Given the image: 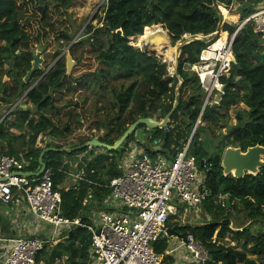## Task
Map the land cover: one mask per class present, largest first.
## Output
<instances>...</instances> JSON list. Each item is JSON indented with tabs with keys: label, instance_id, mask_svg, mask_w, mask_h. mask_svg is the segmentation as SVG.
<instances>
[{
	"label": "trees",
	"instance_id": "obj_1",
	"mask_svg": "<svg viewBox=\"0 0 264 264\" xmlns=\"http://www.w3.org/2000/svg\"><path fill=\"white\" fill-rule=\"evenodd\" d=\"M261 1L106 0L98 25L89 23L69 48L76 61L71 74L65 73L66 79L57 78L61 72L58 69L65 66V54L51 70L47 73L43 68L36 71L27 83L25 78L33 68L40 44L49 50L56 42L69 46L76 37V21L69 11L74 0H0V154L19 156L21 149L32 146L23 155L33 157L31 170L37 171L41 165L40 156L45 152V164L56 169L54 184L62 197L64 215L71 219L82 217L84 223H89L85 199L89 192L99 200L110 194L111 190L105 186L111 178L122 174L119 159L136 139L138 130H143L142 145L152 157L171 158L191 139L190 153L206 171L211 196L205 211L212 219L196 226L175 224L177 231L186 237L193 235L204 244L210 256L204 264H264V234L253 232L258 223L264 226V168L256 175L237 178L225 175L222 165L223 152L230 146L243 151L256 145L264 146V39L252 24L238 30ZM219 7L229 8L232 14L239 15V20L225 22L221 29L230 35L236 33L235 62L229 75L223 77L227 89L221 104L204 120L218 125L222 109L239 104L245 107L237 109L236 123L228 126L226 134L219 136L212 129L198 126L192 136L206 94L197 74L186 66L199 61L208 43L198 40L185 46L178 63V75H171L166 62L132 45L130 38L144 34L146 27L159 24L169 30L173 45L186 34L213 36L222 20ZM63 52L60 49L56 58ZM4 76L9 80L4 81ZM41 76L43 78L38 81ZM47 79L51 90L45 84ZM69 83L75 84L77 93L64 102ZM95 88L101 93L110 92L111 108L116 111L107 121L105 134L98 137L110 145L140 118L165 120L173 110L178 91L179 103L166 127L149 128L141 124L116 150L92 147L98 152L86 155L84 174L99 186L80 181L76 187L61 188L68 180L65 171L72 169L68 158L90 148L72 152L57 151L55 149L61 148L49 146L37 148V139L45 134L62 139L75 134L83 126L86 107L83 96ZM23 96L36 111L18 105L8 113ZM14 130L23 132L16 135ZM200 131L206 134L204 139ZM167 132L169 135L165 139ZM17 141L21 147L16 146ZM155 145L157 150L153 148ZM202 161H205L204 167ZM82 170L80 164L78 171ZM221 196L226 198L218 201ZM242 215L249 223L235 230L232 222L241 220ZM228 235L245 240L241 247L229 245ZM91 239L86 228L76 227L69 237L42 251L38 260L44 264H94ZM169 247L168 238L154 243L156 253L164 256L166 263L170 259ZM249 254L256 257L250 258Z\"/></svg>",
	"mask_w": 264,
	"mask_h": 264
},
{
	"label": "built area",
	"instance_id": "obj_2",
	"mask_svg": "<svg viewBox=\"0 0 264 264\" xmlns=\"http://www.w3.org/2000/svg\"><path fill=\"white\" fill-rule=\"evenodd\" d=\"M220 11L224 13V23L228 22L224 15L229 16L231 10L220 7ZM246 24H252L255 32L264 39V0L241 22L238 30ZM228 35L220 50L207 46L197 63L186 66L197 74L206 94L195 127L203 124L207 107L226 88L223 77L229 75L234 62L236 33ZM190 142L191 139L171 158L164 155L152 157L142 145V135L136 134V139L130 142L119 160L122 174L111 178L105 186L111 190L107 198L96 200L89 192L84 201L87 204L88 199L96 200L95 204L109 205L113 210L101 212L100 217L94 215L89 223H84L82 217L71 219L64 215L62 197L54 184V167L46 165L37 175L40 169L31 170L33 157L0 154V204L12 217L15 233L0 237V264H44L38 260L39 254L69 237L76 227L86 228L91 233L90 250L94 264H204L210 259L208 250L193 235L182 239L173 250L185 248L190 253L186 262L168 259L166 263L164 256L157 254L154 248L155 242L170 237L167 226L172 217L177 218L180 226L203 225L211 220L208 214L207 220L203 217L205 204L211 196L206 171L190 153ZM82 154L78 156L77 165L68 160L77 172L65 171L67 182L72 181L67 188L76 187L80 181L99 186L86 178V155ZM80 164L83 170L79 172ZM25 216L32 217L30 221H24ZM39 223L40 232H37L35 224Z\"/></svg>",
	"mask_w": 264,
	"mask_h": 264
},
{
	"label": "rangeland",
	"instance_id": "obj_3",
	"mask_svg": "<svg viewBox=\"0 0 264 264\" xmlns=\"http://www.w3.org/2000/svg\"><path fill=\"white\" fill-rule=\"evenodd\" d=\"M106 0H74L73 5L69 8V11L73 14V18L76 21V25H77V35L78 34H82V32L85 30V28L87 27V25L89 23H93L94 25H98L100 18L104 15V6H105ZM33 9L36 8V6H32ZM226 12V10H224ZM224 14V13H223ZM225 20L226 21H233V20H239V15L238 14H232L230 12V15H224ZM229 17V18H228ZM163 28L165 29V27L163 26ZM167 30V29H165ZM225 32V31H222ZM219 34H214L211 37H207L205 38V40L208 41V46H212L215 41L217 40V38L219 37ZM228 33V32H227ZM76 35V36H77ZM170 36V33H169ZM229 37V35H228ZM191 38V35H184L183 38L181 40H179L176 45H173V41L171 39L170 36V42L169 46L173 47L176 50V61L173 64H171L170 62L166 61V59L164 58L163 54H160L161 52H163L165 49H163L160 52H155L151 54L155 55L156 57H158L160 60H162L163 62H166L168 64V69L171 75L174 74V70L172 69V67L174 68L177 60H180L181 54H182V50L179 52H177V45L180 44L181 42H184L185 40ZM138 41V37L137 36H133L132 38H130V43L132 45L135 46V44ZM68 46H65L63 44H59L58 42H56L54 44V46L49 49V50H45L42 52L41 57H42V62H41V67L43 68V70L46 69V73L47 71L51 70L54 65L55 62L57 61L58 58H56L57 53L59 52L60 49H62L63 51H65L67 49ZM143 51H147L145 49V46L143 48H141ZM71 54L70 51L66 52V62H65V66L62 68H59L58 71L60 72V75H58L57 78L60 77H64L65 78V73H68V63H67V55ZM179 56V57H178ZM8 64L5 66V68H8ZM172 66V67H171ZM45 73V74H46ZM43 74V76L45 75ZM43 76L38 78V81H40ZM9 78L7 76H4V81H8ZM49 79H47V81L45 82L46 85H48V89H50V85H49ZM37 81V82H38ZM36 82V83H37ZM66 94L64 96V102L66 100H68L70 97H73L76 95L77 90L75 89L76 86L73 83H69L66 85ZM25 96H23L17 103L18 105H21V107H23L24 109L26 108H31L34 112L35 107H33V105L31 103H28L25 101L24 99ZM84 99H86V107L84 108V120L82 121V127L77 130L75 132V134H73L72 136L66 138V139H62V138H55L49 134H45V135H40L39 138L37 139V144L35 147L37 148H45L46 146L49 147H53V148H61V149H67V150H71L69 152L84 148V147H89L90 149L88 150V155L92 154L93 152H98V149L92 148L90 146H88V142L91 141L89 139L93 138H98L99 136H102L103 134H105L106 132V124L107 121L111 118H113V116L116 114V111L114 109L111 108V104H112V97L109 91H105L103 93H101L100 91H98L97 88H95L93 91H88L84 94ZM15 105V104H14ZM17 105V106H18ZM16 106V107H17ZM245 107L244 104H239L237 107H233L231 109H222L220 116H221V120L219 122L218 125H213L211 124V122L209 120H204L203 124L200 125V127L202 128H207V129H212L213 131L216 132V135H223L226 134L227 132V128L228 126L235 124L236 123V116L235 113L237 111V109ZM16 135L22 134L23 131H19V130H14ZM143 130H138L136 132V134H140L142 133ZM201 137L204 139L206 134H203L202 131L199 132ZM89 140V141H88ZM20 142L17 141L16 146L17 147H21L20 146ZM151 145L148 144V147H150ZM32 148V146L26 147L24 149H21L22 154H25V152L30 151ZM129 148V145L127 147V149ZM126 149V150H127ZM86 154H82V153H77L74 157L68 158L69 160H72L73 165H74V161L77 162L78 156L82 155H87ZM121 160V159H119ZM120 162V161H119ZM76 167H73V171L77 172ZM72 181H68L66 182L63 186H69V184H71ZM62 185L60 186L61 188L63 187ZM3 209V205L0 204ZM6 210V207H4V211ZM97 214H95V217H100L101 212L98 209L97 210ZM237 216V214L235 215ZM4 221H0V225H4V233H6L7 228L10 229V231L12 232V228L13 227V223H12V217L8 216L5 212H4ZM26 218L24 219V221H30V217L29 216H25ZM204 219L207 220V214H205ZM175 219L177 218H171V222L170 223H174ZM234 226L237 227V222L238 220L234 219ZM248 223V222H247ZM246 223V224H247ZM41 223L39 224H35V230H37V232H40L39 228H40ZM6 226V227H5ZM2 231V232H3ZM23 234H25V228L22 229ZM253 232L256 235H260V234H264V226L260 223H258L257 225L254 226L253 228ZM245 239H240L236 236H231L228 235L226 242L229 245H236L238 247H241L242 243L244 242ZM253 244V243H251ZM180 256V262H186V260L189 259L190 253L185 249V248H180L178 250V257ZM248 256H250V258H255L256 255L253 254H249ZM188 262V261H187ZM239 264H245L243 262H240Z\"/></svg>",
	"mask_w": 264,
	"mask_h": 264
},
{
	"label": "water",
	"instance_id": "obj_4",
	"mask_svg": "<svg viewBox=\"0 0 264 264\" xmlns=\"http://www.w3.org/2000/svg\"><path fill=\"white\" fill-rule=\"evenodd\" d=\"M215 5L217 6V2L215 1ZM220 10V7H219ZM221 12V11H220ZM222 16V20L220 22L219 25V29L216 32V34H219L224 20H223V14L221 13ZM162 27L164 25L159 24ZM167 37H158V36H151L149 39L146 40V45H145V49L149 54L155 53L157 48L159 47H165L167 46L170 42V36H169V30H167ZM80 34H78L74 40L72 41V43L67 47V49L60 55V57L58 59H60L63 55L66 54L67 51H69L70 46L77 41V39L79 38ZM203 41L205 43H208L207 40H205V38L202 36L200 37L198 36H193L187 40H185L184 42H181L180 44L177 45L176 49L177 52H180L185 46L191 44L194 41ZM139 48V47H137ZM141 49V48H139ZM47 50L46 47H43L42 44H40L38 46V50L34 55V62H33V68L28 72L26 78H25V82H30L33 74L38 71L41 70V62H42V57L41 54L43 51ZM57 59V61H58ZM235 62V59H234ZM67 63H68V73L69 75L71 74L73 67L76 64V61L73 59L71 54L67 55ZM178 63L179 61L177 60L175 66H174V74L173 75H178ZM182 84V82H181ZM36 85V83L32 86L34 87ZM227 88H224V92H220L218 93L214 100L215 102L207 109L204 118H207L208 116H210L213 111L221 104L222 100H223V95L226 92ZM179 103V91L177 92V99L175 102V105L173 107V110L171 111V113L165 118V120L163 121H159L155 118H140L138 119L136 122H134L126 131L125 133L115 142V144L110 145L107 144L105 142L100 141L98 138H95L91 141L88 142V146L90 147H97V148H105L108 150H116L118 148H120L124 142L127 140V138L137 129L138 126H140L141 124H145L147 125L149 128H157V127H166L170 121V117L172 116V114L175 112V110L177 109ZM18 105V103H16L14 106H12L11 110L8 112L10 113L16 106ZM197 127L194 128L193 134L194 135L195 131H196ZM169 133H166V138H168ZM57 151H71V150H66V149H55ZM43 152L40 156V164H41V168L39 170L38 173H36L37 175H40L42 173V171L45 169L46 164L43 160V156H44ZM202 166L204 167L205 165V161L201 162ZM222 165L224 167V174L225 175H229L232 174L234 177L237 178H241L244 177L246 174H253L256 175L260 172V170L262 168H264V146L263 145H256L253 147L248 148L246 151H243L241 148H235V147H228L225 149V151L223 152V156H222ZM167 233L169 236H178L182 239H184L186 236L183 233H180L179 231H177V229L175 227H170L167 229Z\"/></svg>",
	"mask_w": 264,
	"mask_h": 264
},
{
	"label": "crops",
	"instance_id": "obj_5",
	"mask_svg": "<svg viewBox=\"0 0 264 264\" xmlns=\"http://www.w3.org/2000/svg\"><path fill=\"white\" fill-rule=\"evenodd\" d=\"M263 1V0H262ZM261 1V2H262ZM260 3V2H259ZM258 3V4H259ZM257 4V5H258ZM144 132H142V133H140V137H141V135H142V138H144L143 136H144V134H143ZM153 148H155L156 150H157V146L155 145ZM159 148V147H158ZM67 150V149H66ZM69 152V151H68ZM158 156V155H157ZM78 162H79V159H77V162L76 161H74V165H77L78 164ZM77 170V169H76ZM71 184H69V186H70ZM63 187H65V186H63ZM94 199H96V200H99V199H97V198H95V197H93ZM105 198H107V196L105 197ZM105 198L104 199H102V200H105ZM224 198H226L225 196H221L220 197V199H218V201L219 200H222V199H224ZM96 200H89L88 199V205L86 204V206H88V208H87V210H86V212H85V215L90 219V221H91V219H92V217H94V213H97V210L99 209L100 210V212H103V211H106V212H111L112 210H113V208L112 207H109V205H102V204H99V205H97V204H95V202L94 201H96ZM101 201V200H100ZM2 206L0 205V221H4V219H5V217H4V207H3V209L1 208ZM205 213L206 214H208L206 211H205ZM209 215V214H208ZM30 217V216H29ZM32 217V216H31ZM30 217V218H31ZM209 217L211 218V216L209 215ZM244 218V216L242 215L241 216V220H238V222H237V227H235L234 226V222H232V226H233V228L235 229V230H240V229H242L244 226H246V225H248V223L243 219ZM212 219V218H211ZM171 222V221H170ZM169 222V224H168V226H167V229L168 228H170V227H175L176 228V226H175V224L177 225L178 223L176 222V220H175V222L174 223H170ZM247 223V224H246ZM5 225V224H4ZM3 225V226H4ZM2 225H0V237L1 238H6V237H9V236H12V234H15L14 233V230H13V227H11L12 228V232L10 231V229H8V227H6L7 228V231H6V233H4V231H3V229H4V227H3ZM178 226H179V224H178ZM3 231V232H2ZM168 240H169V244H170V247H169V250H168V256L170 257V259H169V261H171V262H174V261H181L180 259V256L178 257V250L180 249H178L177 251H174L173 252V250H175L177 247H178V245L181 243V241H182V238H180V237H178V236H170L169 238H168ZM0 245H1V243H0Z\"/></svg>",
	"mask_w": 264,
	"mask_h": 264
},
{
	"label": "bare ground",
	"instance_id": "obj_6",
	"mask_svg": "<svg viewBox=\"0 0 264 264\" xmlns=\"http://www.w3.org/2000/svg\"><path fill=\"white\" fill-rule=\"evenodd\" d=\"M167 35H168L167 30H165L161 25H153L150 27H146L144 34L137 36L138 41L135 44V46L139 47V48H143L146 45V43H145L146 40L149 39L151 36L167 37ZM199 36L202 37L201 35H199ZM227 39H228V33L227 32L220 33L219 37L217 38L215 43L212 45L213 50H220L221 47L226 43ZM163 49H165V50L163 52H161L160 54H163L166 61H168L174 65V63L176 61V50L173 47H170L168 44L165 47L157 48L156 52L158 53V52L162 51ZM172 69L174 70L173 67H172Z\"/></svg>",
	"mask_w": 264,
	"mask_h": 264
}]
</instances>
